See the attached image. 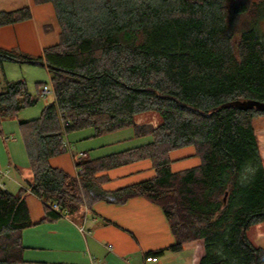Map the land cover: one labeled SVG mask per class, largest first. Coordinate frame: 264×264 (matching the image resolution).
Returning <instances> with one entry per match:
<instances>
[{
    "label": "trees",
    "instance_id": "1",
    "mask_svg": "<svg viewBox=\"0 0 264 264\" xmlns=\"http://www.w3.org/2000/svg\"><path fill=\"white\" fill-rule=\"evenodd\" d=\"M31 2L52 3L59 40L38 57L0 46V67L5 61L46 66L55 100L39 117L19 120L32 176L17 193L0 186V264L23 260L21 234L34 224L28 191L44 201L43 220L82 213L100 199L142 196L160 205L170 223L175 243L167 249L203 239L199 264H264V246L248 234L264 222V159L253 124L264 111L224 106L264 102V0ZM31 17L30 6L1 10L0 26ZM36 102L24 80L7 82L0 120ZM149 111L161 116L159 124L137 122ZM86 127L96 135L131 127L153 139L79 158L75 176L53 166L51 158L68 151L65 135ZM188 145L201 164L173 172L170 152ZM146 158L156 170L151 179L107 191L104 177L95 176Z\"/></svg>",
    "mask_w": 264,
    "mask_h": 264
},
{
    "label": "crops",
    "instance_id": "2",
    "mask_svg": "<svg viewBox=\"0 0 264 264\" xmlns=\"http://www.w3.org/2000/svg\"><path fill=\"white\" fill-rule=\"evenodd\" d=\"M31 11V18L42 24L50 20L59 26L52 3L31 6ZM51 23H45L44 28L47 24L53 27ZM10 132H18V124L12 119L0 120V183L16 193L28 187L32 173L22 137H13ZM152 139L150 135L136 136L131 127L104 135H96L93 127H86L67 133L68 151L50 161L75 176L78 168L74 155L83 152L85 156L80 158L97 159L144 145ZM260 150L264 159L262 144ZM170 158L173 172L201 164L194 145L171 151ZM95 176L104 177L103 189L114 191L151 179L156 176V170L151 159L146 158L98 171ZM26 200L34 224L22 231L23 260L14 264H199L204 254L203 239L184 244L180 251L167 249L175 243L170 223L160 205L142 196L124 203L100 199L82 213L67 214L56 220H43L45 205L40 197L28 191ZM254 227L252 241L264 246V222L250 229ZM153 254L159 260L147 261Z\"/></svg>",
    "mask_w": 264,
    "mask_h": 264
},
{
    "label": "rangeland",
    "instance_id": "3",
    "mask_svg": "<svg viewBox=\"0 0 264 264\" xmlns=\"http://www.w3.org/2000/svg\"><path fill=\"white\" fill-rule=\"evenodd\" d=\"M31 1L32 0H0V11L17 10L25 6H34L35 8L37 5H40L33 4ZM45 23H51V21L48 20V22ZM45 23L42 24L40 20L30 18L14 24L0 26V46L7 49H13L16 52L24 53L32 57L42 55L44 45L49 46L55 44L59 40L60 30V27L55 23H51L53 27H51L50 24H47L50 30H45L43 26ZM260 27L264 29V20L261 21ZM237 40L238 36L235 38L236 42ZM234 46L236 47L237 44H234ZM19 80H24L27 83L31 96L36 98L37 102L32 106L23 108L20 110L17 117L12 118V120L18 124V132H10L9 134L14 135L13 137H22L19 120L39 117L46 105L55 100V93L52 90L46 95L41 93V89L45 84H48L50 88H53L51 76L46 66L40 63L5 61L3 68L0 67V91L5 89L7 82H15ZM136 120L142 124L149 123L156 125L161 122V116L155 111H149L138 114ZM253 124L257 129L260 144L264 146V115L255 117L253 119ZM3 136L5 138L6 134L4 133ZM255 231L256 229L254 227L248 232L251 239L255 237Z\"/></svg>",
    "mask_w": 264,
    "mask_h": 264
},
{
    "label": "water",
    "instance_id": "4",
    "mask_svg": "<svg viewBox=\"0 0 264 264\" xmlns=\"http://www.w3.org/2000/svg\"><path fill=\"white\" fill-rule=\"evenodd\" d=\"M232 105L238 106L239 108L244 109V110L256 108V109L264 111V102L259 101V100H253V99L235 100V101L225 104L224 106H232Z\"/></svg>",
    "mask_w": 264,
    "mask_h": 264
},
{
    "label": "built area",
    "instance_id": "5",
    "mask_svg": "<svg viewBox=\"0 0 264 264\" xmlns=\"http://www.w3.org/2000/svg\"><path fill=\"white\" fill-rule=\"evenodd\" d=\"M51 90L54 92V88H50V87L48 86V84H45V85L42 87V89H41V93L44 94V95H46V94L49 93ZM54 93H55V92H54ZM83 156H85V153L81 152L79 155H74V159L77 161L80 157H83ZM78 170H79V169H78ZM0 186H1L2 188H5V184H3V183H0ZM5 189H6V188H5ZM54 208H55L56 210H59V207H58L56 204L54 205ZM146 260H147V261H150V262H157L159 259H158V256L152 255V256H148V257L146 258Z\"/></svg>",
    "mask_w": 264,
    "mask_h": 264
}]
</instances>
